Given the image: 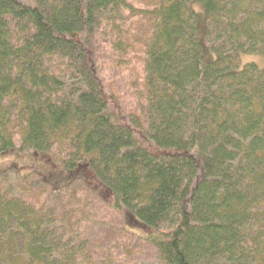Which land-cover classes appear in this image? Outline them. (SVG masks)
Wrapping results in <instances>:
<instances>
[{
	"label": "trees",
	"instance_id": "trees-1",
	"mask_svg": "<svg viewBox=\"0 0 264 264\" xmlns=\"http://www.w3.org/2000/svg\"><path fill=\"white\" fill-rule=\"evenodd\" d=\"M137 1L0 0V155L66 181L0 167V264H134L103 211L155 264H264V0ZM137 16L145 91L123 124L91 51L123 57Z\"/></svg>",
	"mask_w": 264,
	"mask_h": 264
},
{
	"label": "rangeland",
	"instance_id": "rangeland-1",
	"mask_svg": "<svg viewBox=\"0 0 264 264\" xmlns=\"http://www.w3.org/2000/svg\"><path fill=\"white\" fill-rule=\"evenodd\" d=\"M137 1V0H136ZM137 2H141L138 0ZM132 27L130 28L129 36H126L130 40L129 46L125 49V55L121 57L118 52L112 54L108 52L110 46L99 39L96 42L92 53V66L96 71L98 79L100 80L102 89L105 94V98L108 101L110 111L114 117L123 124H129L130 117L138 116L141 112L140 105L144 95V43L146 41L147 29L144 26V19L142 17L132 18ZM124 43V42H123ZM254 59L256 57H253ZM252 58V59H253ZM253 59V60H254ZM247 57L243 58L245 62ZM140 143L151 152H158L153 145L137 133ZM51 161L46 158H38L35 156H21L16 153L10 152L9 154L0 155V167H8L15 164L22 176H27L31 171H36L49 181L48 176L53 179L50 182L61 187L66 183L65 178L63 180L56 179L60 175L58 172H54V167L49 164ZM97 217V215H96ZM98 219L101 221V225L105 227V231L110 233L107 245L114 247L117 243H121L128 251H135L139 253L138 258L134 264H155V252L152 249L143 247L142 243L138 242L135 237H125L120 232H115L123 228L124 223L120 216L116 214L110 215L108 212L98 213ZM95 237L98 236V231L94 229Z\"/></svg>",
	"mask_w": 264,
	"mask_h": 264
}]
</instances>
